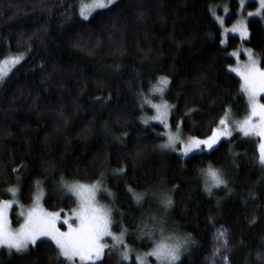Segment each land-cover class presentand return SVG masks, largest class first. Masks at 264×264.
<instances>
[{
  "label": "trees",
  "instance_id": "trees-1",
  "mask_svg": "<svg viewBox=\"0 0 264 264\" xmlns=\"http://www.w3.org/2000/svg\"><path fill=\"white\" fill-rule=\"evenodd\" d=\"M89 1L0 0V63L20 59L0 84V201L16 188L29 206L39 182L45 208L70 211L75 201L61 177L104 181L112 200H100L111 203L112 229L126 230L131 247H151L139 231L160 214L166 229L191 240L177 264H264V166L256 140L235 135L181 158L160 151V125L142 124L150 113L142 99L156 100L149 91L161 77L169 81L163 100L170 127L179 125L184 136L208 137L229 109L235 118L247 113L239 78L228 69L241 41L229 36L224 45L216 19L225 9L228 22L236 18L237 0H116L85 21L79 11ZM247 28L243 44L264 68L262 22L249 18ZM209 165L227 185L211 195L201 175ZM133 193L145 195L137 203ZM169 195L172 206L158 213L151 197ZM221 231L226 249L217 240ZM57 251L39 240L24 253L0 249V264H60ZM98 264L126 263L105 255Z\"/></svg>",
  "mask_w": 264,
  "mask_h": 264
},
{
  "label": "snow or ice",
  "instance_id": "snow-or-ice-1",
  "mask_svg": "<svg viewBox=\"0 0 264 264\" xmlns=\"http://www.w3.org/2000/svg\"><path fill=\"white\" fill-rule=\"evenodd\" d=\"M116 0H92L88 5H82L80 16L87 21L98 9L110 8ZM241 10L244 8V0H240ZM248 16H260L264 18V0H259V9L256 12H248ZM221 24L224 23L219 17L216 18ZM228 31L239 33L241 39H247L249 36L246 23L243 21L236 26H233ZM233 56L238 57V53L233 52ZM248 62L241 66L230 67L229 71L236 74L240 81V91L247 97V115L243 120L233 122L236 130L244 136L255 135L260 137L259 143V162L264 166V103L261 102V97H264V68L259 65L257 59L254 58L251 50H247ZM20 59L14 58L13 63L18 64ZM6 77L0 72V84L4 83ZM169 81L165 77H161L158 86L153 88L154 93H159L162 102L159 104H151L155 109L153 120L158 121L167 129L163 135L167 137L166 142L160 147L162 149H171L176 151L178 144L183 146L182 155L187 157L190 152L196 149L211 150L216 145L221 137H229L232 134L230 128V114L225 112V115L220 118L219 126L212 130V134L206 139H198L195 137L189 138L187 141L182 139L181 128L177 125L173 132L168 123L167 116L169 113V105L163 102V93ZM143 123L147 124L145 120ZM121 171H123L121 169ZM201 175L205 178V191L210 195L213 188H219L226 185L222 174L214 169L211 165L207 169L201 170ZM100 181L94 184H82L79 182L68 183L61 177L60 184L66 192L71 193L77 198L78 207L73 209L72 216L75 220V225L64 220L67 224V231H61L57 227L60 220V212H47L40 204V199L43 195L41 192L34 198V203L27 212H21L23 223L18 229H13L11 221L8 218V210L12 208L17 195L16 188H9L7 191L13 197L12 200L0 201V248H6L9 254L15 250L16 253H24L29 250V246L35 247L38 240L47 238L52 241L57 251V258L63 257L60 264H76L77 259L79 264H98L105 256V249L109 248V244L105 240L110 237L114 242L113 248L118 245H123L121 259L129 260L130 249L124 242L126 230L121 231L116 235L112 231L111 211L101 205L97 201L96 194L100 190ZM39 186V182H38ZM131 191V189L129 190ZM145 194L133 193L134 199L139 203ZM161 204L164 209L171 207L173 201L171 196H164L161 199ZM161 226L159 228L160 238L153 239V233L149 232L148 236L152 242L151 251L144 253L143 256L137 255V264H148L147 257H154L155 264H177L181 255L191 243L190 238H176L171 235H165L163 221H155ZM218 242H222V246L227 248L226 232L221 231L217 236ZM217 253L219 248H217ZM227 261V257H223Z\"/></svg>",
  "mask_w": 264,
  "mask_h": 264
},
{
  "label": "rangeland",
  "instance_id": "rangeland-1",
  "mask_svg": "<svg viewBox=\"0 0 264 264\" xmlns=\"http://www.w3.org/2000/svg\"><path fill=\"white\" fill-rule=\"evenodd\" d=\"M105 2H106V0H105ZM237 2H238V5H239V8H238V11L236 13V15H237L236 18H234V19L230 20V22H228V18H229V16H231L230 15L231 14L230 9H225L223 12H221V15L222 16H217V17L220 18V20H223L224 21V23L221 24L219 22V20H217L219 26L222 29L223 44L225 45L227 43V39H228L229 36H236L241 41L240 45L231 52V55L230 56L235 60V63L233 65L229 66L228 69L230 67H237V66H241L243 64H246L248 62L247 50H251L249 47H246L243 44V41H246L248 38L247 39H241L239 33H233V32H230L228 30L231 29L233 26L239 25L242 21L244 23H246V25H247V20L249 18H258V19H260L261 22H262V25L264 27V18H261L260 16H251L250 17V16L247 15L248 12H256L259 9V0H244V8H243V10H241V7H240V0H237ZM250 2H255L256 5H257L256 8H254V9H247V5ZM90 3H92V0L89 1L85 5H88ZM80 10H81V8H80ZM98 10H100V9H98ZM79 13H80V11H79ZM233 52L238 53V57L237 56H233L232 55ZM251 52L253 53L254 58L258 60L259 65H260L259 58L254 54V52L252 50H251ZM14 58L15 57L5 59V60H3L0 63V72H2L4 74V76H6L10 72V70L16 65V64L13 63V59ZM231 73H233V72H231ZM233 74L236 76L235 73H233ZM236 77H238V76H236ZM159 80H160V78L156 81V83L153 85V87L149 91V93H151V95H153L156 98V100L150 101L149 100L150 97H148V98L145 97V98L142 99V104L144 106H146L144 108L150 110V113L149 114H147L145 112L144 118H142V124L144 126H149V125H154L155 124V125H160L162 127L161 136L163 137V140L160 143V145H162V144H164L166 142V139H167V137L165 135H163V133H165L167 131V129L164 128V125H162L158 121L152 119V117L155 116L156 113H155V109L151 107V104H159V103L162 102L160 94L153 92V88L156 87V86H158ZM165 90H166V88H165ZM245 98H246V103H247V97L245 96ZM163 102H165V101L163 100ZM261 102L264 103V97H261ZM169 109H170V107H169ZM170 112H171V109L169 110V113H168V116H167V123H168L169 127H170V124H169ZM227 112H229V114H230V128L232 129V134L229 137H221V139L219 140V142L216 145H214L213 149L221 141L228 140V139H230L231 137H233L235 135H240L241 137H244V138H252V139L256 140L258 160H259V143L261 142L260 137L255 136V135L244 136L241 132H239L238 130L235 129L234 123H233V122H236V121L243 120L248 113H246L241 118H235L233 116V113H232V111L230 109L227 110ZM145 120L148 121L147 124L143 123V121H145ZM218 126H219V123H218V125L215 128H217ZM170 129H171V127H170ZM172 131L175 132V130H172ZM189 138H191V137H187V136L182 135V139L185 140V141H187ZM206 138L207 137H205V138H198V139H206ZM160 145H159L160 151L162 150L163 152L173 153V154H176V155L180 156L181 158H187V157H189L190 155H192L194 153L210 152L212 150V149L211 150L204 149L203 146H201V148L203 150H200V149L193 150L192 152L189 153V155L187 157H185V156L182 155L183 146L180 145V144L177 145L176 151H172L171 149H162L160 147ZM96 182H94V183H96ZM94 183H90V184H88V183H82V184L91 185V184H94ZM41 192L43 193V195H42V197L40 199V204L44 208V210L47 211V212H60V220L57 223V227H59L61 231H67V228H68L67 224H64L63 223L64 220H68L69 223H72L73 225H75L76 222H75V220H74V218L72 216V212H73V209H76L78 207L77 198L74 195H72L71 193L66 192L64 190L65 194H67L68 196H71L74 199V201H75V205H74L73 209L70 210V211H67V210H50V209L45 208L44 205H43L44 191H43L42 187L40 185L39 186L36 185V189H35V193H34V196H33V200H32V203L29 206H23V205L20 204V201H19V198H18V191H17V195H16V198H15V202L13 203L12 208L8 210V218L11 221V226H12L13 229H18L19 226H20V224L23 223V216H21L20 213L22 211L23 212H27V210L33 206L34 198L37 195H39ZM101 195H106L110 200H112V198H111V195H112L111 194V191L105 185L104 181H101V183H100V190L97 192L96 197H97V201H98L99 205H101V206H103V207H105V208H107V209H109L111 211V217H112V205H111V203H108V202L106 203V202L101 201L100 200V196ZM12 199H13V197H11V199H8V200H12ZM151 200H152V203L153 202L154 203H157V206L163 211V212H158V213L166 214V211L169 208H167L166 210L164 209L163 205L160 202L161 201V198H154V196H152L151 197ZM13 207L16 208L15 213H16L17 218L19 219V221L16 224L13 223L12 217H11V212H12ZM149 218H150V220L148 221V224H145L144 226H142L140 228V231H139V233H140L139 234V236H140L139 238L140 239L151 242V239L148 236V233L149 232H152L154 234L153 235V239H157L158 240L160 238L159 228H160L161 225L159 223L154 222V218H155V221H163V227H164L165 235H171V236L177 238V236H175V233L174 232L170 231L169 229H166L167 226H168V224H166V221H164L165 218H166V215L164 217H162V216L160 217V214H158V215H150ZM112 231H113V229H112ZM114 233L116 235H119L121 232H114ZM126 235L127 234L125 233V236H124V242H125V244H127V242H126ZM41 240L50 241L47 238H41ZM105 240L109 244V248H106L105 249V255H112L114 258H116L121 263H126V264H129L131 262H134L135 264H137V255L143 256L144 253H147V252L151 251V248H152V242H151V247L148 250H146V251L145 250L135 249V248H133V247H131L130 245L127 244L128 249H130L131 251H130V254H129V260L124 261V260L121 259V253L124 250L123 249V245H118V246H116V247L113 248L114 242L111 240V238L110 237H106ZM50 242L53 243L52 241H50ZM0 249L7 250L6 248H0ZM186 250L183 252V254L181 255L180 259L186 253ZM13 251H15V250H13ZM147 261H148V264H155L154 257H147ZM76 264H79V260L78 259L76 261Z\"/></svg>",
  "mask_w": 264,
  "mask_h": 264
}]
</instances>
